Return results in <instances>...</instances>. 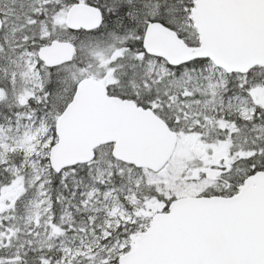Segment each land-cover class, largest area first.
<instances>
[{"label": "snow or ice", "instance_id": "obj_1", "mask_svg": "<svg viewBox=\"0 0 264 264\" xmlns=\"http://www.w3.org/2000/svg\"><path fill=\"white\" fill-rule=\"evenodd\" d=\"M0 264H264V0H0Z\"/></svg>", "mask_w": 264, "mask_h": 264}]
</instances>
